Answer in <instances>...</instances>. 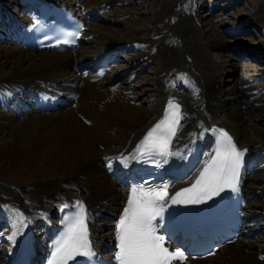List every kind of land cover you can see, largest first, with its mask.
Listing matches in <instances>:
<instances>
[{"label": "bare ground", "instance_id": "bare-ground-1", "mask_svg": "<svg viewBox=\"0 0 264 264\" xmlns=\"http://www.w3.org/2000/svg\"><path fill=\"white\" fill-rule=\"evenodd\" d=\"M37 1L0 0V162L10 147L23 153L16 159L20 186L11 187L0 175V264H16L22 251L33 259L45 255L58 210L75 203L91 249L106 253L114 245L138 141L174 104L183 118L169 159L171 189L187 185L210 155L214 123L248 148L237 185L247 200L241 235L185 264H264V68L254 67V79L227 78L231 61L211 54L227 45L219 26L224 15L201 12L206 0H51L83 19L79 41L69 49L34 50L24 30ZM215 1L208 0L210 10ZM249 1L254 9L248 19L260 29L257 46L233 50L254 65L264 57V15L261 0ZM239 21L226 24L233 39L246 30ZM101 56L114 60V72L95 78L92 70L75 73L78 63L90 67ZM142 61L152 64L151 77L132 84L145 69L143 63L136 67ZM34 145L41 147L38 155Z\"/></svg>", "mask_w": 264, "mask_h": 264}, {"label": "snow or ice", "instance_id": "snow-or-ice-1", "mask_svg": "<svg viewBox=\"0 0 264 264\" xmlns=\"http://www.w3.org/2000/svg\"><path fill=\"white\" fill-rule=\"evenodd\" d=\"M169 115L155 125L145 136L140 152H157L160 155H173L169 150L172 138L176 135L183 118L179 105H172ZM243 151L239 150L228 133L221 130V144L215 155L203 170L199 180L191 188L184 189L171 198L172 203L198 204L204 199L218 195L224 188L236 190ZM167 185L160 189L139 193L133 190L128 207L119 221V264H171L182 257L179 251L170 252L164 246L165 237L156 234L152 221L161 214L157 201L168 197ZM23 222L26 218L19 213ZM94 255L88 239V230L81 216L72 223L55 247L50 264H68L76 256Z\"/></svg>", "mask_w": 264, "mask_h": 264}, {"label": "rangeland", "instance_id": "rangeland-1", "mask_svg": "<svg viewBox=\"0 0 264 264\" xmlns=\"http://www.w3.org/2000/svg\"><path fill=\"white\" fill-rule=\"evenodd\" d=\"M145 1H147V3H151V0H145ZM217 1L218 0H216L215 2H217ZM233 1H235V2L233 4H230V2L232 3ZM204 3H205V5L203 6L204 7L203 9H205V10L203 11V9H201V12L204 13L208 10L209 12H211L213 14V16L216 14H219L222 16L224 15V20H222L223 22L219 23V26H220V30H221L220 35L226 40L225 43L227 45L225 47L219 48L217 50H212L211 51L212 56L216 59L217 58L218 59H229L231 61L232 66L230 69H233V70L231 72L225 73L227 78L235 79V78H239V77L242 78L243 77L245 79L246 78H253L254 79V75H252V73L255 69L254 67L255 66H262L264 68V57H262V59L258 63L255 61H252V62H254V65H249V64H246V62H251V60L246 61V59L242 58V56H239L237 54V52L234 51L236 49L233 50V46L235 47L237 45L239 47H241L243 45V46H246L248 48H252L254 46H257L258 31L260 29L256 25L254 26L252 21H250V19H248V15L254 9V2H250L249 0H219V2L214 6L213 10L209 9L208 0H206ZM260 3L263 4L262 5L263 9L261 12L264 15V0H261ZM227 6H229V8ZM225 8L227 10H224ZM16 10L19 11V8L18 9L16 8ZM240 19L242 20V22ZM238 21H239V23L241 22V27H242V24H243V26H245L246 30L242 31L243 34H241L237 38L233 39V37H231V34H232V30H234V29H228L226 24H234L235 25V23ZM102 25L108 26L106 23L105 24L103 23ZM116 26H120V25H116ZM242 28L244 29V27H242ZM254 29L256 30L255 32H254ZM240 30H242V29H240ZM237 43H239V44H237ZM32 53H34V52H32ZM257 54H259V56H260L262 53L257 52ZM142 63L144 64L145 62L142 61L140 64H138L137 66L135 65V66L137 68H140ZM116 64L122 65L123 61L120 58H118ZM144 65H145V69L143 71L138 72L135 75L134 79L131 81L132 84H135V83L138 84L139 81L143 80L142 79L143 77H145V78L151 77L150 71L153 67L152 64L147 63ZM131 69H132V66L129 69V71H127L124 74L123 77H128V74L130 75ZM111 70H113V72L115 71V69H113L112 65H111ZM261 71L264 72V69ZM256 72H258V71H256ZM247 74H250V75L246 76ZM142 82H143V84H145L146 80H143ZM143 95H144L143 98H145L146 97L145 94H143ZM262 126L264 127V121H263ZM28 132H29V134L32 135V138L36 137L35 133H37V132L35 130L30 129ZM34 146L36 147V148H34V150L36 151V153L38 155L41 152V150H40L41 147L37 148V145H34ZM1 153H4L5 158L3 159V161L0 162V169H1L0 175H2V176L4 175V177H6V183H8L11 187L20 186L21 181L17 178V176H15V170L18 167V163H19V162H16V159L20 158L23 153L22 152L18 153V151L15 150L14 147L13 148L10 147L5 152H1ZM26 158H27V156H26ZM260 198H262V197H260ZM257 226H259V223L257 224ZM260 229L264 230V227L260 228ZM251 235H252V233H249L247 235L249 237L248 239L252 238ZM237 241H240V240L238 239ZM219 252H222L221 248H220ZM259 259L261 261H264V256H261V258H259Z\"/></svg>", "mask_w": 264, "mask_h": 264}]
</instances>
